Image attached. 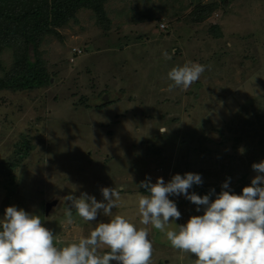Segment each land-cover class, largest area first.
Instances as JSON below:
<instances>
[{"label": "rangeland", "instance_id": "rangeland-1", "mask_svg": "<svg viewBox=\"0 0 264 264\" xmlns=\"http://www.w3.org/2000/svg\"><path fill=\"white\" fill-rule=\"evenodd\" d=\"M197 1L212 0H108L107 31L81 9L58 28L60 37H44L48 85L0 91V219L6 207L22 208L67 244L110 218L100 210L95 221H85L66 198L87 193L104 201L102 188L123 187L113 216H133L149 229L151 264H195L194 254L140 224L138 197L148 195L141 181L199 173L202 184L189 189L197 194L224 182L229 188L251 182L258 175L252 165L264 161V0H214L218 7L207 21L219 24L220 37L206 33V23L184 21V10L172 14ZM74 47L82 53L76 56ZM1 58L6 67L11 63L8 51ZM192 62L205 66L199 79L186 90H169L168 72ZM21 140L29 151L16 157ZM53 199L45 216L42 202ZM169 199L181 216L167 227L203 214L182 194Z\"/></svg>", "mask_w": 264, "mask_h": 264}, {"label": "clouds", "instance_id": "clouds-1", "mask_svg": "<svg viewBox=\"0 0 264 264\" xmlns=\"http://www.w3.org/2000/svg\"><path fill=\"white\" fill-rule=\"evenodd\" d=\"M205 71L200 63H186L173 67L168 78L173 87L189 88ZM161 133L167 131L160 128ZM258 173L242 193L229 190L224 182L222 190L211 199L209 195L189 193L194 184L201 185L199 173L187 172L172 176L165 183L158 177L141 181L140 187L148 195L138 197L140 224L151 225L162 233L174 249L194 254L195 264H264V161L252 165ZM102 188L104 201L87 193L79 198L69 195L72 207L85 221H95L100 210L110 219L97 223L87 237L60 244L53 231L44 226L41 217L16 206L5 209L0 219V264H151L153 244L149 229L138 227L134 217L125 214L113 216L112 209L122 206L120 191ZM184 195L197 206H203L202 215H192L185 224L167 227L180 218L181 213L170 195ZM67 224L73 223L72 213ZM107 249L101 252V247Z\"/></svg>", "mask_w": 264, "mask_h": 264}, {"label": "trees", "instance_id": "trees-1", "mask_svg": "<svg viewBox=\"0 0 264 264\" xmlns=\"http://www.w3.org/2000/svg\"><path fill=\"white\" fill-rule=\"evenodd\" d=\"M108 0H0V91H31L47 86L50 76L45 61L40 52L42 40L47 35L60 37L58 28L66 25L70 20H76V14L81 9L93 12L95 23L104 31L110 26V18L106 15L104 4ZM225 3L224 0H220ZM188 7V11L186 10ZM217 3L212 0L207 3L200 1L192 5H184L178 11H185L183 20L189 24H207V32L215 37L221 36L219 24L209 20L210 15L217 10ZM148 19V17L143 16ZM137 21V20H136ZM75 48V47H74ZM78 49V48H76ZM11 54V63L6 67L1 58L4 52ZM72 53L81 54L82 50ZM109 105V104H108ZM28 142H18L15 146V156L20 157L28 153ZM260 152L264 156V136L259 140ZM16 162L15 160H13ZM13 161L11 164H13ZM11 167V165H10ZM246 176L241 178V181ZM251 182L247 179L243 184L229 188L241 194L245 186ZM222 188H200L197 195H209L215 199ZM147 193L146 189L143 190ZM44 203L45 206V202ZM203 207V206H201Z\"/></svg>", "mask_w": 264, "mask_h": 264}, {"label": "water", "instance_id": "water-1", "mask_svg": "<svg viewBox=\"0 0 264 264\" xmlns=\"http://www.w3.org/2000/svg\"><path fill=\"white\" fill-rule=\"evenodd\" d=\"M224 1H226V0H224ZM105 99L106 98L104 96V99L103 100H105ZM192 192H194V191H190V193H192ZM56 204H57V199H53V200H50V201L45 202V206H44L45 216H47L46 214L51 209V207H53Z\"/></svg>", "mask_w": 264, "mask_h": 264}, {"label": "built area", "instance_id": "built-area-1", "mask_svg": "<svg viewBox=\"0 0 264 264\" xmlns=\"http://www.w3.org/2000/svg\"><path fill=\"white\" fill-rule=\"evenodd\" d=\"M160 27H164V24H160ZM73 50L75 51V50H78V52H79V49H76V48H73Z\"/></svg>", "mask_w": 264, "mask_h": 264}, {"label": "flooded vegetation", "instance_id": "flooded-vegetation-1", "mask_svg": "<svg viewBox=\"0 0 264 264\" xmlns=\"http://www.w3.org/2000/svg\"><path fill=\"white\" fill-rule=\"evenodd\" d=\"M189 193H190V191H189Z\"/></svg>", "mask_w": 264, "mask_h": 264}]
</instances>
